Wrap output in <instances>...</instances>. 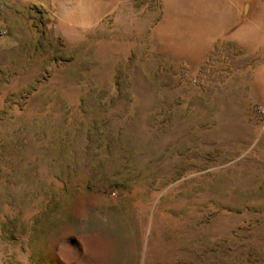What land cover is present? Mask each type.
<instances>
[{
  "label": "rangeland",
  "instance_id": "1",
  "mask_svg": "<svg viewBox=\"0 0 264 264\" xmlns=\"http://www.w3.org/2000/svg\"><path fill=\"white\" fill-rule=\"evenodd\" d=\"M0 264H264V0H0Z\"/></svg>",
  "mask_w": 264,
  "mask_h": 264
}]
</instances>
